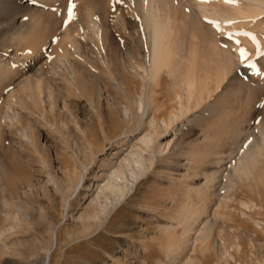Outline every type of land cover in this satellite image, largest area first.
Returning a JSON list of instances; mask_svg holds the SVG:
<instances>
[{
	"label": "bare ground",
	"instance_id": "1",
	"mask_svg": "<svg viewBox=\"0 0 264 264\" xmlns=\"http://www.w3.org/2000/svg\"><path fill=\"white\" fill-rule=\"evenodd\" d=\"M70 4L75 5L71 18ZM32 5L54 7L57 27L40 20L43 13L31 9ZM0 18H4L0 22V122L20 120L31 112L28 103L38 107L42 100L61 113L70 103L68 96L59 97L63 88L76 95L83 113L91 115L87 122L83 119L85 123L77 117L58 123L66 129L59 131L70 148L65 151L72 161L67 166L71 171L62 178L49 171L46 177L65 197L66 205L75 191L82 199L80 210L70 214L77 222L68 237L101 225L148 177L167 186V203H177L176 192H188L186 179L207 163L213 166L203 171L204 182L192 189L201 202L209 195L220 197V189L222 200L226 191L257 168L263 179L258 178L259 183L264 181V122L256 125L250 138L249 120L240 123L236 113L251 89L249 51L257 53L264 46V0H0ZM220 34H231L229 38L235 40L221 42ZM46 36L53 42L47 47L49 54H41L48 46ZM123 40L137 42L136 50ZM88 46L97 52L87 54ZM241 49L246 52L243 57ZM42 55L47 60L37 65ZM259 59L264 63V52ZM45 63L47 74L42 71ZM44 112L45 108L37 114L45 116ZM21 126V138L33 144L31 126ZM74 130L75 139L70 133ZM228 141L230 148L223 155L221 144ZM211 185L217 188L207 197ZM185 194L174 212L177 225L182 226L174 242L175 254L191 238L208 240L215 225L214 218L201 219L205 207L200 208L198 201L190 203ZM1 202L4 207L9 204ZM18 209L25 215L22 203ZM217 211L214 207L212 214ZM6 216L13 224L0 231V255L8 249L1 236L20 224L17 215L11 217L6 211ZM166 226L172 232L176 225ZM48 232L50 242L42 246V264H47L56 243L57 226H50Z\"/></svg>",
	"mask_w": 264,
	"mask_h": 264
},
{
	"label": "rangeland",
	"instance_id": "2",
	"mask_svg": "<svg viewBox=\"0 0 264 264\" xmlns=\"http://www.w3.org/2000/svg\"><path fill=\"white\" fill-rule=\"evenodd\" d=\"M32 6L31 9L37 10L39 8L40 10L37 11L43 13L40 20H47L49 24L56 25L58 21L55 19L56 16L52 14L54 7L50 5L52 7L50 9L49 5L48 7L44 5ZM44 10L48 13L46 14ZM1 19L0 22H4V18ZM61 23L63 24V20ZM41 25L43 26V23ZM40 26L38 25V28ZM249 35L254 38L253 33H249ZM46 38L45 41H47L48 46L44 45L43 49H40L41 54H47V47L53 42L51 36H46ZM220 38L221 42L223 39H230L228 35L224 34H220ZM230 40L235 39L231 38ZM128 42L124 41L128 48L135 51L137 42ZM262 47V51H257V53L256 50L249 51V54L253 55H249V61L253 62L251 68L249 67V78L252 81L249 83V88L251 89H249V98L247 100L244 98L242 102H239L236 111L241 118L240 123L243 122L245 125L249 120L250 124L247 130L250 133V138L256 132V125L264 122V63L259 59L261 52H264V46ZM86 50L87 54L97 52L96 48L92 49L91 46ZM244 53L246 54V52ZM46 60L47 55H42L37 65ZM86 65L88 64L86 63ZM43 66L42 71L46 70L43 73H49L47 64L45 63ZM89 67V69H95L93 66L89 65ZM260 74L263 77L259 76ZM59 93L61 95L59 97L68 96L70 100L67 109L60 111L61 113L54 111V109L52 111L48 107L49 102L44 99L45 101L42 100L41 106L39 104L38 107L31 105V102L28 103V109L31 112L24 113L23 111L22 115L23 113L24 115L20 120H13L11 123L6 120L0 122V231L6 230L13 224L12 220L6 216V211L11 217L17 215L20 223L14 229L15 231L1 236V241L6 243L8 249L7 253L0 255V264H42L44 255L42 246L45 248L48 244H44L50 242V233L48 232L50 226H57V240L50 251L47 264H264V181L259 183L258 178L262 179V176H259L262 174L258 168L254 170L253 175L238 181L234 186L235 188L232 187L233 189L230 188L229 191H226L225 195L227 194L226 197L228 198L223 196L222 200L219 199L224 193L223 189L219 190L220 197L215 198L211 195L210 198L209 193L212 192V189L217 188V185H211L209 192H207L208 199L202 202L197 200L198 196L192 190L204 182L203 171L211 168L213 164L201 165L196 172L197 175L186 179L185 188L190 186V190L186 192L187 189H184L176 192L179 196L177 197L178 200L176 199L177 203L179 200L182 201L183 196L187 193L190 203L195 204L198 201V205H201H199L200 208L205 207L203 216H200L201 219L214 218L215 225L210 234L211 237L206 241L191 238L194 233L193 231L190 232L188 236L191 239L177 254L174 253L173 247L174 242L175 244L178 242L182 226L177 225L175 209L179 208L180 203H167L164 199L167 186L163 185V182H161L162 184L155 182L151 177L145 179L136 192H129L124 199L125 201L122 200L117 204L101 225L94 226L83 235L68 237L69 232L76 229L74 222H77L76 216L73 218L70 214L80 210L82 199L77 194L78 191H75L68 199L69 206L66 205L65 197L60 194L56 186L47 181L46 177L49 171L61 178L67 171H71L68 170L70 167L67 166H71L72 161L65 151V149L70 148L64 144L62 136H60L59 129L62 128L61 124L58 126V123L62 119L69 120L72 117H74L71 119L72 121L77 117V119H81V121L84 119L87 122L88 116L91 115L86 111L84 113L81 111L74 93L69 91L67 94L66 88L61 89ZM1 102L0 97V107ZM233 106L235 107L236 103ZM43 108H45V116L37 114L41 113ZM20 110L24 109L21 108ZM33 115L36 116L33 118ZM70 115L72 116L70 117ZM27 123L31 126L34 145L21 138L19 134L21 125ZM57 126L58 128H54ZM62 131H66V129L63 128ZM70 133L74 139L77 137L75 130L70 131ZM242 135L237 137L238 143L242 142L244 137ZM186 136L190 135L185 134L184 137ZM226 143L221 144L220 151L223 155L227 154L230 148V141ZM234 148L236 145L232 149L234 150ZM101 167L99 166V168ZM8 180H14L12 182L14 184H10ZM218 180L220 177L217 178ZM158 184L159 187H157ZM19 190L26 191L20 192ZM3 199L9 202L8 206L2 205L1 200ZM218 200L219 204H216ZM18 203L24 205L25 215L18 209ZM204 204L208 205L205 206ZM156 206L159 208L157 209ZM214 207L218 209L217 214H212ZM168 224L176 225L175 231L172 230L171 232V230L166 229Z\"/></svg>",
	"mask_w": 264,
	"mask_h": 264
},
{
	"label": "snow or ice",
	"instance_id": "3",
	"mask_svg": "<svg viewBox=\"0 0 264 264\" xmlns=\"http://www.w3.org/2000/svg\"><path fill=\"white\" fill-rule=\"evenodd\" d=\"M226 2H228V3H235L236 2V0H226ZM75 7V5H72V4H70V6H69V8H68V15H69V18H71L72 16H73V11H72V9ZM232 21H229V23H231ZM229 36H231V34H229ZM237 43H239L238 41H237ZM245 55V53H244V50L243 49H241V57H243Z\"/></svg>",
	"mask_w": 264,
	"mask_h": 264
}]
</instances>
